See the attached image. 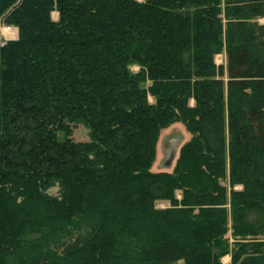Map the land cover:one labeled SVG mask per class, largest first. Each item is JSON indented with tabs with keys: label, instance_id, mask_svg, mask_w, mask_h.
<instances>
[{
	"label": "trees",
	"instance_id": "1",
	"mask_svg": "<svg viewBox=\"0 0 264 264\" xmlns=\"http://www.w3.org/2000/svg\"><path fill=\"white\" fill-rule=\"evenodd\" d=\"M180 260L264 264V0H0V264Z\"/></svg>",
	"mask_w": 264,
	"mask_h": 264
},
{
	"label": "rangeland",
	"instance_id": "2",
	"mask_svg": "<svg viewBox=\"0 0 264 264\" xmlns=\"http://www.w3.org/2000/svg\"><path fill=\"white\" fill-rule=\"evenodd\" d=\"M53 17L55 19L59 18V12L57 10L53 11ZM8 28V30L6 29ZM2 30H5L8 34L9 39L15 38L18 36L19 31L17 26H7L3 25ZM217 61L219 63L225 61V54L217 55ZM193 103V100H192ZM88 129L84 125H80L79 127H75L73 131V137L78 140H85L89 138ZM62 135V133H61ZM190 134L188 133L187 129L185 128L184 124L181 122H176L170 125L168 128L164 129L158 144V155L157 161L155 164V169H172L170 166H166L165 162L169 158L170 151L172 150L175 142L178 143V140L183 137V142L187 141L190 138ZM180 148V147H179ZM175 162V160L173 161ZM173 164V163H172ZM160 206H165L166 202H159ZM233 240V239H232ZM225 262L230 261V255H226L224 258ZM175 264H184L183 260L176 262Z\"/></svg>",
	"mask_w": 264,
	"mask_h": 264
},
{
	"label": "water",
	"instance_id": "3",
	"mask_svg": "<svg viewBox=\"0 0 264 264\" xmlns=\"http://www.w3.org/2000/svg\"><path fill=\"white\" fill-rule=\"evenodd\" d=\"M1 35H2V39H4V40L9 39L8 34H7V32H6L5 30H2V34H1ZM176 153H177V151H176V149L173 147L172 150L170 151L169 158H168V159L166 160V162H165V165H166V166H170V165H172L173 161L175 160ZM171 264H174V263H171Z\"/></svg>",
	"mask_w": 264,
	"mask_h": 264
},
{
	"label": "crops",
	"instance_id": "4",
	"mask_svg": "<svg viewBox=\"0 0 264 264\" xmlns=\"http://www.w3.org/2000/svg\"><path fill=\"white\" fill-rule=\"evenodd\" d=\"M230 259H231V255H230ZM225 262V261H224Z\"/></svg>",
	"mask_w": 264,
	"mask_h": 264
},
{
	"label": "bare ground",
	"instance_id": "5",
	"mask_svg": "<svg viewBox=\"0 0 264 264\" xmlns=\"http://www.w3.org/2000/svg\"><path fill=\"white\" fill-rule=\"evenodd\" d=\"M5 29H6V28H5ZM6 30H8V28H7Z\"/></svg>",
	"mask_w": 264,
	"mask_h": 264
}]
</instances>
